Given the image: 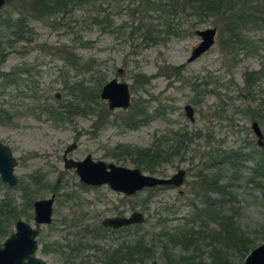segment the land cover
Wrapping results in <instances>:
<instances>
[{
    "label": "rangeland",
    "instance_id": "rangeland-1",
    "mask_svg": "<svg viewBox=\"0 0 264 264\" xmlns=\"http://www.w3.org/2000/svg\"><path fill=\"white\" fill-rule=\"evenodd\" d=\"M30 1L6 0L0 17L17 20L26 14ZM95 3L28 21L32 33L9 50L0 69L5 73L19 68L29 70L18 77L16 85L0 87V104L7 112L0 120V142L11 149L18 162L15 175L19 181L26 182L35 173L43 177L38 200L55 196L54 223L39 227L38 242H43H39L38 255L48 264H63L59 256L44 255L41 248L44 243L50 247L62 235V219L76 212H80L77 216L88 212L101 223L106 218L129 217L139 211L145 215L143 225L147 230L167 220L168 228H174L181 218L192 214L193 186L212 150L253 155L244 165L238 188L240 208L245 215L242 223L254 233L259 225H264V188L255 189L247 178L262 150L251 127L258 122L264 134V124L257 114L264 98V82L250 95L245 74L259 71L264 65V27L245 32V38L249 36L258 52L250 57L239 55L234 61L221 46L223 18L199 21L178 13L173 21L167 22L166 15L160 19L156 14L146 15V0H95ZM149 23L157 28L156 36L146 32ZM209 28L218 31L216 45L188 63L202 41L196 32ZM119 69L123 70L121 76ZM114 78L130 88L128 110L110 111L106 101L95 97ZM78 83L86 84L92 93L84 103L69 95L74 92L70 88ZM78 105L80 109H76ZM187 105L194 109V122L185 113ZM49 108L64 114H51ZM68 109L72 113L65 114ZM141 109L148 110L149 123L138 129L125 127L124 121ZM176 134L187 135L184 139L191 140L164 168L166 175L142 172L170 178L185 170L187 178L181 188L146 189L148 192L125 197L107 186L83 185L75 170L64 167V153L75 144L76 149L68 155L70 159L83 161L91 155L94 161L134 168L113 158L116 148L124 145L149 148L157 139L175 140ZM57 184L59 193L54 194L52 188ZM149 190L154 192L144 210L142 205L146 204ZM31 212L33 219L24 221L36 227L34 208ZM263 243L264 237L258 246ZM155 261L163 264L160 258Z\"/></svg>",
    "mask_w": 264,
    "mask_h": 264
},
{
    "label": "trees",
    "instance_id": "trees-1",
    "mask_svg": "<svg viewBox=\"0 0 264 264\" xmlns=\"http://www.w3.org/2000/svg\"><path fill=\"white\" fill-rule=\"evenodd\" d=\"M30 2L26 14L17 20L0 17V69L9 56V50L16 43L26 41L27 36L32 33L28 21L49 18L72 8L96 5L95 0ZM146 2V15L156 14L159 19L161 15H166L167 22L173 21L178 13V16L195 17L199 21L223 18L225 21L221 20L224 21L225 31L221 46L223 52L234 61L239 55L250 57L258 52V46L249 36L245 38V32L264 27V0ZM145 29L148 34L157 35L154 24L149 23ZM24 73H29V70L19 68L10 73L0 71V87L5 89L16 85ZM261 82H264V65L259 71L245 74V85L250 95H253ZM70 89L74 91L69 94L74 96V101L84 103L85 99L92 97L86 84L78 83ZM95 97L100 98V90ZM259 105L257 114L260 115V123L264 124V98ZM76 109H80L79 105ZM48 111L51 114L60 113L50 108ZM70 113V109L65 112ZM134 113V116L124 121V126L131 130L138 129L151 120L147 109ZM3 114L7 115V112L0 104V120L5 117ZM63 114L61 112L59 115ZM186 136L176 134L175 140L157 139L149 148L120 146L116 148L113 158L148 174L165 176L164 168L184 149V143L191 140L184 139ZM252 157L253 155L242 151L212 150L203 162L193 186L195 198L190 204L192 214L181 218V222L172 229L166 225L167 220L159 222L150 230L146 229V225H135L114 231L104 229L97 216H89L88 212L77 216L80 212H76L74 216L62 219V235L50 247L44 243L41 253L57 255L63 264H149L158 258L163 264H243L264 237V225H259L254 233H250L242 223L245 215L240 208L242 199L238 184L244 165ZM258 158L253 173L247 178L255 189L264 188V149ZM41 177L39 173H35L28 181H19L16 188H10L0 179V243L14 232L19 220L33 219L31 211L42 191L39 184L41 180L43 182ZM57 187L58 184L52 188L54 194L59 193ZM154 190H149L146 204L142 205L144 210Z\"/></svg>",
    "mask_w": 264,
    "mask_h": 264
},
{
    "label": "water",
    "instance_id": "water-1",
    "mask_svg": "<svg viewBox=\"0 0 264 264\" xmlns=\"http://www.w3.org/2000/svg\"><path fill=\"white\" fill-rule=\"evenodd\" d=\"M6 0H0V12L4 9ZM217 29L209 28L197 31L201 38L200 44L193 50L188 63H193L204 54L208 53L215 45L217 39ZM123 70H118L121 76ZM100 98L108 103L110 111L128 110L131 107V92L128 84L119 82L114 78L101 89ZM187 117L194 122V109L191 105L185 106ZM252 131L257 137V144L264 147V134L258 122H253ZM76 145L69 146L64 153V163L66 170H75L80 182L86 186L100 188L107 186L115 193L125 197H133L146 189L154 188H181L187 178L185 170H179L170 178H160L146 175L139 168H128L114 163L104 161H94L88 155L83 161H75L68 158V155L76 149ZM17 160L11 149L0 142V179L11 188L19 185V179L15 175ZM55 196L50 199L38 200L34 203L33 227L24 220H19L14 232L2 243H0V264H48L39 255L38 238L40 230L37 227L51 226L54 219ZM146 223L145 215L135 211L129 217L117 216L106 218L101 222L104 229L120 230L133 225H143ZM151 264H159L157 261ZM243 264H264V243L255 248L245 259Z\"/></svg>",
    "mask_w": 264,
    "mask_h": 264
},
{
    "label": "flooded vegetation",
    "instance_id": "flooded-vegetation-1",
    "mask_svg": "<svg viewBox=\"0 0 264 264\" xmlns=\"http://www.w3.org/2000/svg\"><path fill=\"white\" fill-rule=\"evenodd\" d=\"M100 93H101V92H100ZM261 149H263V148H261ZM68 158H69V157H68ZM83 185H84V184H83ZM137 195H138V194H137ZM135 196H136V195H135ZM102 221H103V220H102ZM102 221H101V222H102ZM52 224H53V223H52ZM101 226H102V225H101ZM122 229H123V228H122ZM110 230H112V229H110ZM114 231H115V230H114Z\"/></svg>",
    "mask_w": 264,
    "mask_h": 264
},
{
    "label": "bare ground",
    "instance_id": "bare-ground-1",
    "mask_svg": "<svg viewBox=\"0 0 264 264\" xmlns=\"http://www.w3.org/2000/svg\"><path fill=\"white\" fill-rule=\"evenodd\" d=\"M133 226H135V225H133Z\"/></svg>",
    "mask_w": 264,
    "mask_h": 264
}]
</instances>
